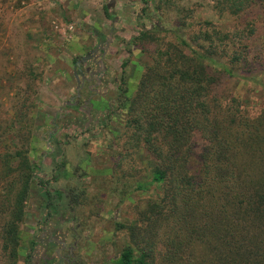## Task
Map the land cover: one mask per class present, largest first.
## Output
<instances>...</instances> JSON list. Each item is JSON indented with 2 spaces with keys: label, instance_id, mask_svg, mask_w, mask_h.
Masks as SVG:
<instances>
[{
  "label": "rangeland",
  "instance_id": "obj_1",
  "mask_svg": "<svg viewBox=\"0 0 264 264\" xmlns=\"http://www.w3.org/2000/svg\"><path fill=\"white\" fill-rule=\"evenodd\" d=\"M182 21H209L233 34L253 30L242 39L252 66L223 77L214 92L258 113L264 107L261 5L232 17L219 14L211 0H0V86L14 82L11 95L0 88V111L16 105L12 95H30L29 156L37 167L16 264H107L130 243L134 206L160 192L157 184L135 190L151 162L144 151L124 146V101L155 47L136 44V37ZM194 143L197 151L204 144L199 135Z\"/></svg>",
  "mask_w": 264,
  "mask_h": 264
},
{
  "label": "trees",
  "instance_id": "obj_2",
  "mask_svg": "<svg viewBox=\"0 0 264 264\" xmlns=\"http://www.w3.org/2000/svg\"><path fill=\"white\" fill-rule=\"evenodd\" d=\"M211 1L219 14L232 17L252 5L264 7V0ZM192 25H154L136 37V44L155 47L124 101V146L144 151L151 162L135 190L157 184L160 192L136 203L135 225L126 227L130 243L107 264H264V107L251 113L239 98L214 92L223 77L252 66L242 39L253 30L233 34L209 21ZM12 83L0 86L5 96ZM12 96L16 105L0 111V264L17 263L37 168L29 156L30 95ZM196 135L204 142L199 151Z\"/></svg>",
  "mask_w": 264,
  "mask_h": 264
},
{
  "label": "flooded vegetation",
  "instance_id": "obj_3",
  "mask_svg": "<svg viewBox=\"0 0 264 264\" xmlns=\"http://www.w3.org/2000/svg\"><path fill=\"white\" fill-rule=\"evenodd\" d=\"M101 77H102V76H100V78H101ZM100 78H99V79H100ZM121 92H125V89H122Z\"/></svg>",
  "mask_w": 264,
  "mask_h": 264
}]
</instances>
